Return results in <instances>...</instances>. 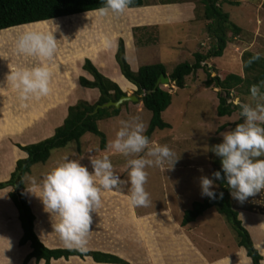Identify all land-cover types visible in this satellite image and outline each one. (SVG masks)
<instances>
[{
  "label": "rangeland",
  "instance_id": "obj_1",
  "mask_svg": "<svg viewBox=\"0 0 264 264\" xmlns=\"http://www.w3.org/2000/svg\"><path fill=\"white\" fill-rule=\"evenodd\" d=\"M144 1L146 7L150 5L162 6L165 2L177 3L164 5L168 18L167 24L161 27L152 21L138 22L129 16L125 18L123 14L101 17L96 12L1 32V77L10 74L11 69L30 68L39 63L36 58L19 55L16 51V40L26 29L54 33L58 40V48L55 60L50 63L52 65L54 62L51 68L56 66L60 70H69L67 77L64 76V81L61 80V84L58 85L62 90L65 89L63 92H66L68 97L76 96L77 93L88 95L85 102L90 104H95L96 96L100 92L98 89H85L78 81L76 70L84 69L86 57L91 55L100 57V46H103L104 51L111 53L115 46L117 49L119 48L120 41L123 40L126 54L128 49L127 56L130 57L131 62L129 61V63L134 72L139 71L133 69V66L138 63L142 65L162 63L167 68L168 76L182 63L193 64L196 52L204 54L209 52L214 42L208 34L209 22L204 20V6L200 0ZM220 5L230 15L231 21L242 28V32L237 36H233L232 32L229 33L230 42L223 57L211 59L207 66L213 77L218 76L224 79L228 75L234 74L245 78L247 75L245 64L248 54L260 53L261 57L264 58V0H220ZM78 59L79 61H77ZM75 61L77 62L74 63ZM261 69L263 68H259V70ZM106 71L110 72L111 70ZM120 73L122 74L121 69ZM207 80V72L200 70L187 78L185 89H179L174 82L169 87L162 86L172 95V105L163 114L164 121L170 124L172 128L164 131L158 130L151 141L154 145H167L175 152L176 158L179 160L170 170L164 171L159 167L147 169L149 177L145 189L150 194L151 203L147 207H135L137 212L169 210L174 213L175 217L182 219L185 212L190 210L195 202L206 199V197L201 196L199 178L202 175L210 176L212 172L217 171L216 163L219 158L212 152V147L222 142L221 133L232 130L238 123L242 122L239 116L240 109H236L232 116L223 118L218 116L217 109L220 104L218 94L221 89L214 85L207 87ZM71 82L74 83L73 89ZM119 82L126 85L124 89L127 95H135L136 87L122 83L120 80ZM78 83L81 92H78V88H76ZM3 86L7 95L1 97L0 94V167L3 162L8 164V159L15 153L14 149L17 148L19 152L21 151L18 146H27L34 142L44 141L46 137H53L60 126L58 123L64 119L65 114L71 108L57 107L55 109L50 106L49 109H42L40 115L38 114L30 120L28 115L37 108L35 106L36 100L22 102L11 85H7L6 78L0 80V87ZM250 87L245 85L239 90H234L231 98H229V103L234 106H238L237 101L252 103ZM82 98L84 97L82 96ZM46 100L49 99L45 97L40 102H45V105L48 103ZM8 115H14V118L25 117V120L22 123L15 121L9 123L5 121L6 117H9ZM32 115L34 116L35 113ZM135 119L143 122L147 131L152 113L143 107L142 102H127L119 117L98 123L100 130L105 133L108 139L106 151L101 150L99 137L86 134L82 138L81 149L78 148L77 143H71L64 149L55 150L46 165L34 167L32 174L25 180L26 184L29 186L33 178L41 182L42 178L62 164L66 157L75 160L82 159L81 163L91 170L90 158L99 159L108 156L114 166L115 173L122 180H128L130 171L128 160L135 157H125L116 153L109 147V144L115 139L122 122ZM170 166V164L165 165L166 168ZM9 189H12V193L13 188ZM130 189V184H122L115 191L105 192L102 206L111 209L112 206L119 203L122 211L130 210ZM232 201L243 218L264 216V192L255 197H249L243 203L233 197ZM206 213L217 224L222 223L225 227L226 224L228 225L230 231L227 229V232H231L235 247L237 237L226 219L215 208ZM256 230L258 237H261L263 230H259V228ZM105 242L107 244L103 245V249L111 250L112 240L108 239ZM100 247L102 246L100 245ZM70 264L93 263L91 259H86L72 261Z\"/></svg>",
  "mask_w": 264,
  "mask_h": 264
},
{
  "label": "trees",
  "instance_id": "obj_2",
  "mask_svg": "<svg viewBox=\"0 0 264 264\" xmlns=\"http://www.w3.org/2000/svg\"><path fill=\"white\" fill-rule=\"evenodd\" d=\"M200 1L204 6V20L209 22L207 27L208 34L213 39L214 44H212L211 49L206 54L196 52L193 64L182 63L169 76L167 75L166 66L162 63L145 65L138 72H134L128 62L124 41H120L116 60L123 76L132 85L137 87L136 96H142L144 91L151 92L140 100L144 108L152 113L150 125L145 133L150 140L158 130L164 131L172 128L163 119V114L172 105V95L162 87H159L154 92L161 76L165 75L169 77L179 89H185L188 77L200 70L207 72L208 80L206 86L211 87L214 85L221 89L218 94L220 104L217 109L218 116L221 118L232 116L235 110L239 109L238 106L229 103V98H231L234 90H239L245 85L252 86L258 84L261 80H264V58L246 67L247 75L245 78L234 74H230L224 79L212 76L207 66L208 61L213 58L223 57L230 42L228 34L232 32L233 36H237L241 34L242 28L231 21L230 15L222 9L220 0ZM176 3L165 2L163 5ZM102 6L101 0H0V31L33 25L39 22L56 21V19H64L71 16L75 17L76 15L90 12L96 13L95 10ZM145 6L146 2L144 0H134L130 9ZM252 56L253 54H248L246 62ZM259 68L263 69L259 70ZM84 70L94 80L90 81L81 77L80 83L84 88L98 89L100 92L99 100L95 104L80 101L77 105L71 107L64 124L56 130L53 137L36 144L18 146L21 151L27 154V158L18 161L15 171L8 181L0 183V191L13 188L10 198L19 211V218L23 229L20 245L23 247L30 244L32 248V252L27 256L24 264H29L34 259L38 263L45 261L46 264H51L53 260H70L74 257L82 260L89 258L96 264H128L126 261L109 253L86 252L78 249L51 250L47 248L36 234V216L26 194V178L32 174L35 166L46 165L52 158V153L55 150L64 149L71 143H77L78 148L81 149L80 144L86 134H93L99 137L101 139V150H107L108 139L105 133L100 130L98 123L103 120L119 117L122 108L127 103L121 109L114 107L100 109L97 114H94V111L98 106L111 101L118 102L127 94L117 83L104 76L90 59L85 61ZM216 167L217 170L221 169L220 159L216 163ZM218 184H220L219 181ZM219 191L224 192L223 200L206 198L204 201L195 202L192 208L185 212L182 225L186 227L196 222L210 209L215 208L226 219L237 237L238 246L247 251V255L253 261V264H264V256L256 248L250 232L243 225L240 213L234 207L227 185L220 184L217 192Z\"/></svg>",
  "mask_w": 264,
  "mask_h": 264
},
{
  "label": "clouds",
  "instance_id": "obj_3",
  "mask_svg": "<svg viewBox=\"0 0 264 264\" xmlns=\"http://www.w3.org/2000/svg\"><path fill=\"white\" fill-rule=\"evenodd\" d=\"M101 3L103 6L95 11L101 17H108L124 14L134 0H101ZM57 42L54 33L33 29H26L16 40L19 55L39 61L30 68L11 69L6 76L7 85H11L22 102L38 101L50 95L53 75L50 63L56 56ZM261 58V54L256 53L245 66ZM250 94L252 103L237 101L242 122L221 133L222 142L212 147V152L220 159L221 169L210 176H200L202 197L223 200L224 192H217L220 184H226L231 196L241 203L264 192V80L252 85ZM145 133L146 125L138 119L124 121L109 144L114 152L135 157L128 160V180H122L115 173L108 156L90 158L91 170L81 163L82 159L66 157L41 182L31 179L26 192L42 201L45 212L59 218L53 227L66 248L86 250L92 233V214L102 206L105 192L130 184L132 206L150 205V194L145 189L149 177L147 169H173L179 158L167 145H154ZM167 164L171 166L166 168Z\"/></svg>",
  "mask_w": 264,
  "mask_h": 264
},
{
  "label": "crops",
  "instance_id": "obj_4",
  "mask_svg": "<svg viewBox=\"0 0 264 264\" xmlns=\"http://www.w3.org/2000/svg\"><path fill=\"white\" fill-rule=\"evenodd\" d=\"M136 9L139 10L128 9L123 16H125V18L128 16L132 17L138 22L145 20L152 21L155 22L154 24L158 27L167 24L168 17L164 5H150ZM109 16L116 15L110 14ZM116 47L117 46H115L110 53L104 51L103 46H100V57H96L95 55L93 57L91 55L88 58L86 57L85 60L90 59L104 76L117 83L126 93L124 89L126 85H122L119 80L127 84H129V81L120 73V67L116 60L118 51ZM127 58L128 62H131L130 57L127 56ZM71 60L73 61V59ZM77 61H79V59ZM53 64L54 62L52 65ZM52 65H50V68ZM143 66L145 65L138 63L133 66V69L139 70ZM106 70L111 71L109 72ZM51 71L53 73L51 81L52 91L50 95L46 97L49 99L46 100L48 103L44 105L45 102L43 103L40 102V100H36L37 103L35 106H37V108L28 115L30 120L38 116V114L40 115V112L44 108L47 109L53 106L52 108L55 109L57 107H68L69 109L77 105L80 100L86 101L88 95L77 93L76 96L68 97L67 93L63 92L65 89L62 90L58 85L61 80L62 82L64 81V76L67 77V71L69 70H60L55 66L53 69L51 68ZM76 75L78 76L79 82L81 77L90 81L94 80V78L82 68L76 70ZM4 78H6V75L2 77L0 75V80H4ZM72 85L73 89L74 83ZM78 87L79 83L76 85V88ZM3 88L4 86L0 87L1 97L7 95L6 89ZM135 89L137 91V87ZM79 91L81 92L80 88H78V92ZM82 96L84 98H82ZM96 97L97 100H95L97 102L100 98V93ZM47 111L49 112V110ZM34 113L35 115L33 116L32 114ZM68 113L65 114L64 119L58 123L60 125L59 127L64 124L65 119L68 117ZM8 116L9 117H6L5 121L9 123L13 121L22 123V121L25 120V117L14 118V115ZM47 138L49 137H46V139ZM36 143L39 142H34L32 144ZM14 151L15 153L8 159V164L5 162L1 163L0 183L8 181L15 171L18 161L27 158V154L25 153V155L22 151L19 152L17 148L14 149ZM26 187H28L27 184ZM11 190L5 189L0 191V264H24L25 259L32 252V248L30 244L23 247L20 245V241L23 237V229L19 218V211L9 195ZM27 196L36 216L35 231L42 243L51 250L68 249L65 247L59 233L54 231L53 224L57 223L59 218L55 216L52 217L51 214L45 212L44 205L39 198L29 193H27ZM129 203V206H131L130 210L122 211L119 203H117L112 206L111 209L106 206H101L97 213L92 214V233L89 236L87 248L84 251L113 254L126 261L128 264H253V261L248 257L245 249L240 248L238 244L234 247L231 232H227V229L230 231L228 225L226 224L225 227L222 223L217 224L215 220L209 218L208 213L204 214L196 222L184 227L182 225L183 218L175 217L172 211L155 210L140 213L137 212L130 201ZM240 219L250 232L256 248L264 256V216L259 215L257 217L250 216L249 218H243L240 215ZM258 228L259 230H263L261 237L257 235L256 229ZM108 239L112 240L111 250L107 248L103 249V245L107 244L106 242L104 243V241ZM101 240L102 243L100 244ZM100 245L102 247H100ZM72 261L83 260L74 257L70 260H53L51 264H70ZM91 262L96 264L92 259ZM29 264H46V262L41 261L38 263L34 259L31 260Z\"/></svg>",
  "mask_w": 264,
  "mask_h": 264
},
{
  "label": "water",
  "instance_id": "obj_5",
  "mask_svg": "<svg viewBox=\"0 0 264 264\" xmlns=\"http://www.w3.org/2000/svg\"><path fill=\"white\" fill-rule=\"evenodd\" d=\"M172 84V81L170 80L169 77L163 75L161 76V78L159 79L155 89H154V92H156L158 90L159 87H162V86H170ZM151 92H147V91H144L142 96L138 97L136 95H126L125 97L121 98L118 102H109L107 104H104L102 106H98L96 108V110L94 111V114H97L99 112L100 109H108V108H116V109H121V107L127 103V102H134V103H138L140 102V100L145 97L146 95L150 94Z\"/></svg>",
  "mask_w": 264,
  "mask_h": 264
},
{
  "label": "bare ground",
  "instance_id": "obj_6",
  "mask_svg": "<svg viewBox=\"0 0 264 264\" xmlns=\"http://www.w3.org/2000/svg\"><path fill=\"white\" fill-rule=\"evenodd\" d=\"M129 10H139V9H129ZM92 13H94V12H90V13H85V14H92ZM81 15H84V14H81ZM76 16H80V15H76ZM75 16V17H76ZM71 17H73V16H71ZM66 18H68V17H66ZM57 20V19H56ZM40 23V22H39ZM35 24H37V23H35ZM32 25V24H31ZM27 26H29V25H27ZM15 28H17V27H15ZM15 28H12V29H15ZM8 30H10V29H8ZM5 31V30H4ZM3 31V32H4ZM7 31V30H6ZM1 32V31H0ZM129 84L130 85H132L130 82H129ZM132 86H134V85H132ZM135 87V86H134Z\"/></svg>",
  "mask_w": 264,
  "mask_h": 264
}]
</instances>
